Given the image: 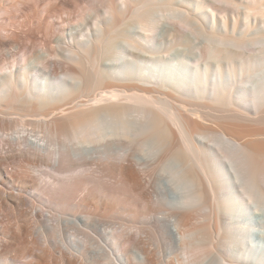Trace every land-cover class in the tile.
<instances>
[{"label": "bare ground", "instance_id": "1", "mask_svg": "<svg viewBox=\"0 0 264 264\" xmlns=\"http://www.w3.org/2000/svg\"><path fill=\"white\" fill-rule=\"evenodd\" d=\"M214 1L0 0V264H264V27Z\"/></svg>", "mask_w": 264, "mask_h": 264}, {"label": "rangeland", "instance_id": "2", "mask_svg": "<svg viewBox=\"0 0 264 264\" xmlns=\"http://www.w3.org/2000/svg\"><path fill=\"white\" fill-rule=\"evenodd\" d=\"M214 3L219 9V11L215 13V18L217 20H221V18L223 17H225L226 20H229L231 17L235 16L238 25L244 24L245 29L249 28L255 30L262 28V25L264 27V15L247 17V15L245 14L246 10L244 9V6H251L250 0H230V3L225 4L221 3L220 1H214ZM256 7H260V9L264 8V0H259ZM221 8H223V10H221ZM103 93L105 92L98 91L95 93H84L82 96H79L66 104V106L64 105L63 108L72 107L77 103L92 104L93 101ZM10 132H12V130H10Z\"/></svg>", "mask_w": 264, "mask_h": 264}]
</instances>
